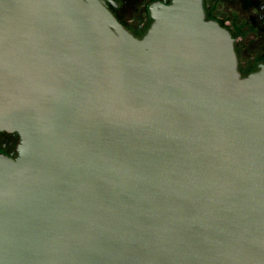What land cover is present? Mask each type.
Returning <instances> with one entry per match:
<instances>
[{"label":"water","instance_id":"obj_1","mask_svg":"<svg viewBox=\"0 0 264 264\" xmlns=\"http://www.w3.org/2000/svg\"><path fill=\"white\" fill-rule=\"evenodd\" d=\"M148 12L0 0V264H264V62L204 0Z\"/></svg>","mask_w":264,"mask_h":264},{"label":"rangeland","instance_id":"obj_2","mask_svg":"<svg viewBox=\"0 0 264 264\" xmlns=\"http://www.w3.org/2000/svg\"><path fill=\"white\" fill-rule=\"evenodd\" d=\"M113 13L125 24H140L144 30L149 27L151 18L148 7L157 0H112ZM204 0L206 8L217 14L222 25L235 37V45L244 47L242 60L254 53L264 58V0ZM237 8V10H236Z\"/></svg>","mask_w":264,"mask_h":264},{"label":"flooded vegetation","instance_id":"obj_3","mask_svg":"<svg viewBox=\"0 0 264 264\" xmlns=\"http://www.w3.org/2000/svg\"><path fill=\"white\" fill-rule=\"evenodd\" d=\"M106 5L109 7V9L111 10V12L113 13L112 11V8H114V5H113V1L112 0H104ZM161 1H165V2H169V0H161ZM261 8L264 10V5L261 6ZM114 14V13H113ZM115 15V14H114ZM115 17L123 24V26L129 30L133 35L137 36V37H141L145 31L144 28L138 24H134L133 28L127 24H125L124 22H122L116 15ZM264 62V58L260 59L258 58L257 59V62L254 66L252 67H247V66H244V68H240L239 67V70L241 72L242 75H246L250 72H253L255 70L258 69V65L260 63H263ZM20 143V137L17 133L15 132H7V131H2L0 130V154H4V155H7V156H11V157H16L17 154H18V145Z\"/></svg>","mask_w":264,"mask_h":264},{"label":"trees","instance_id":"obj_4","mask_svg":"<svg viewBox=\"0 0 264 264\" xmlns=\"http://www.w3.org/2000/svg\"><path fill=\"white\" fill-rule=\"evenodd\" d=\"M228 1L229 0H224L223 2L225 4H228L227 3ZM204 8H205V12H206V15L208 18H212V19H215V20L220 22V19L217 16V14L213 15L210 11H208V9L206 8L205 2H204ZM236 10H237V8H236ZM235 50H236V53L238 56L240 68H244V66H247L250 68V67L254 66L257 62V59L260 58V56L258 54L251 53V54H249V56L246 60H242V56H244L243 55L244 47L240 43L238 45H235Z\"/></svg>","mask_w":264,"mask_h":264}]
</instances>
